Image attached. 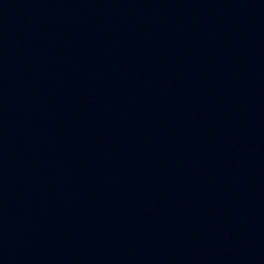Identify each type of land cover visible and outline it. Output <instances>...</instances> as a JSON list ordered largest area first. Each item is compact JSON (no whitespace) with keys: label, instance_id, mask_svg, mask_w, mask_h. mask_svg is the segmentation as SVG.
<instances>
[{"label":"water","instance_id":"water-1","mask_svg":"<svg viewBox=\"0 0 264 264\" xmlns=\"http://www.w3.org/2000/svg\"><path fill=\"white\" fill-rule=\"evenodd\" d=\"M0 264H264V0H0Z\"/></svg>","mask_w":264,"mask_h":264}]
</instances>
